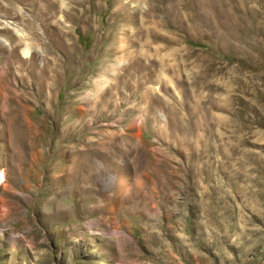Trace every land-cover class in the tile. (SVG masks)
Masks as SVG:
<instances>
[{"label": "rangeland", "instance_id": "374dc122", "mask_svg": "<svg viewBox=\"0 0 264 264\" xmlns=\"http://www.w3.org/2000/svg\"><path fill=\"white\" fill-rule=\"evenodd\" d=\"M50 4L0 0V264H264V0Z\"/></svg>", "mask_w": 264, "mask_h": 264}, {"label": "bare ground", "instance_id": "6f19581e", "mask_svg": "<svg viewBox=\"0 0 264 264\" xmlns=\"http://www.w3.org/2000/svg\"><path fill=\"white\" fill-rule=\"evenodd\" d=\"M57 1L58 0H49V3H51L50 5L52 6V8H57ZM66 9H67V7L64 8V10H66ZM53 16H54V14H53ZM7 26H8V24H7ZM16 32H17L18 36H20V37L22 36V34H21V32L19 30H17ZM6 44H7V42H6ZM23 55L25 57H29L30 56V48L29 47H25L23 49ZM2 176L3 175L0 173V178ZM1 180H3V178H1Z\"/></svg>", "mask_w": 264, "mask_h": 264}]
</instances>
